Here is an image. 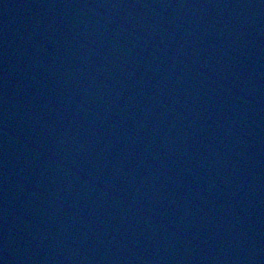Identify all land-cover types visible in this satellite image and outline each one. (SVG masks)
Listing matches in <instances>:
<instances>
[{
	"label": "water",
	"instance_id": "1",
	"mask_svg": "<svg viewBox=\"0 0 264 264\" xmlns=\"http://www.w3.org/2000/svg\"><path fill=\"white\" fill-rule=\"evenodd\" d=\"M0 264H264V0H0Z\"/></svg>",
	"mask_w": 264,
	"mask_h": 264
}]
</instances>
